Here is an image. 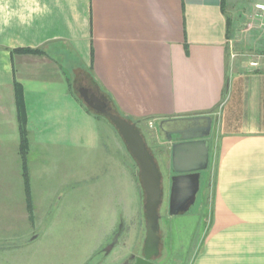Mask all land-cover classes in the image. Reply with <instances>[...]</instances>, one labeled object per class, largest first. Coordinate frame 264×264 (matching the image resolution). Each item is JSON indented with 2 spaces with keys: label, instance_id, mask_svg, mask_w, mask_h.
Here are the masks:
<instances>
[{
  "label": "crops",
  "instance_id": "obj_1",
  "mask_svg": "<svg viewBox=\"0 0 264 264\" xmlns=\"http://www.w3.org/2000/svg\"><path fill=\"white\" fill-rule=\"evenodd\" d=\"M249 2L0 0V215L23 223L0 243L27 249L63 228L54 204L78 197L80 152L107 154L105 129L125 155L103 169L107 192L138 200L131 226L143 254L139 166L83 101L87 87L137 122L158 164L159 256L185 232L169 217L199 199L203 234L190 264H264V12Z\"/></svg>",
  "mask_w": 264,
  "mask_h": 264
},
{
  "label": "rangeland",
  "instance_id": "obj_2",
  "mask_svg": "<svg viewBox=\"0 0 264 264\" xmlns=\"http://www.w3.org/2000/svg\"><path fill=\"white\" fill-rule=\"evenodd\" d=\"M249 1L251 5L261 3L260 0ZM102 120L110 124L105 117H102ZM142 131L148 133L145 126H142ZM102 141L103 146H107V154H96L87 150L80 152L78 197H75L74 202L66 198L64 202L57 201L54 204L53 212L59 209L63 214V228L58 227V231L49 237L40 236L27 249L20 248L18 244L8 248L6 243L1 242L0 264H133L135 262L134 257L139 256L140 251L138 252L136 247L137 235L131 225L135 223L134 213L136 214L140 204L134 198L128 203L111 200L107 192L110 172L106 173L103 169L112 162L125 163V155L118 152L105 129H102ZM126 158L129 163L132 162L131 157ZM200 210L198 199L186 215L169 217L168 223L171 226L176 230L185 227V232L176 240L178 244L181 243L180 246L173 243L172 249L168 250L165 256L156 257L155 261L158 264H190L194 249L200 243L203 234V222L197 215ZM39 216L41 217L40 212L33 228L38 232L41 227ZM161 221L164 222V218ZM12 223L19 225L22 222L17 217L0 215V239L11 233L6 227H11ZM15 224L12 227L14 232H16ZM114 241H117V247L113 251H108ZM56 244L59 248H63V252L58 255L52 249Z\"/></svg>",
  "mask_w": 264,
  "mask_h": 264
},
{
  "label": "water",
  "instance_id": "obj_3",
  "mask_svg": "<svg viewBox=\"0 0 264 264\" xmlns=\"http://www.w3.org/2000/svg\"><path fill=\"white\" fill-rule=\"evenodd\" d=\"M79 92L88 107L105 115L114 125L139 166L140 177L146 195L144 207L147 219V233L143 254L137 256L133 264H158L155 258L160 253L159 209L162 198V176L155 157L149 149L143 134L138 129L137 122H131L122 117L112 109L106 99L96 92H91L89 88L81 87ZM197 188L198 186L192 191L190 196L192 201L186 205L190 206L194 202ZM177 208H171V212L179 213L182 210L180 207Z\"/></svg>",
  "mask_w": 264,
  "mask_h": 264
},
{
  "label": "built area",
  "instance_id": "obj_4",
  "mask_svg": "<svg viewBox=\"0 0 264 264\" xmlns=\"http://www.w3.org/2000/svg\"><path fill=\"white\" fill-rule=\"evenodd\" d=\"M256 8H257L258 10L264 12V4H262V3H258V4H256ZM251 64H252L253 66H257V65H258V63H257L256 61L252 62ZM148 125H149L151 128L154 127V123H153L152 121H150V122L148 123Z\"/></svg>",
  "mask_w": 264,
  "mask_h": 264
},
{
  "label": "trees",
  "instance_id": "obj_5",
  "mask_svg": "<svg viewBox=\"0 0 264 264\" xmlns=\"http://www.w3.org/2000/svg\"><path fill=\"white\" fill-rule=\"evenodd\" d=\"M21 51H28V52H30V51H36V52H40V50H30V49H27V50H21ZM23 133H24V131H23ZM23 141L24 142H27V138L24 136L23 137ZM26 178H27V171H26Z\"/></svg>",
  "mask_w": 264,
  "mask_h": 264
},
{
  "label": "flooded vegetation",
  "instance_id": "obj_6",
  "mask_svg": "<svg viewBox=\"0 0 264 264\" xmlns=\"http://www.w3.org/2000/svg\"><path fill=\"white\" fill-rule=\"evenodd\" d=\"M155 259H157V258H155Z\"/></svg>",
  "mask_w": 264,
  "mask_h": 264
}]
</instances>
